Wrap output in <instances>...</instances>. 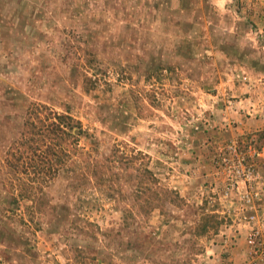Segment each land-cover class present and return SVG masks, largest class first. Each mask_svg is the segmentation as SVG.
<instances>
[{
  "label": "rangeland",
  "instance_id": "rangeland-1",
  "mask_svg": "<svg viewBox=\"0 0 264 264\" xmlns=\"http://www.w3.org/2000/svg\"><path fill=\"white\" fill-rule=\"evenodd\" d=\"M31 102L91 155L23 198ZM0 264H264V0H0Z\"/></svg>",
  "mask_w": 264,
  "mask_h": 264
},
{
  "label": "trees",
  "instance_id": "trees-1",
  "mask_svg": "<svg viewBox=\"0 0 264 264\" xmlns=\"http://www.w3.org/2000/svg\"><path fill=\"white\" fill-rule=\"evenodd\" d=\"M20 124L19 136L11 142L4 161L17 177L13 184L15 189L19 188V195L23 198H31L39 192L44 194L53 181L68 171L70 162L91 155L89 151L84 152L85 148L81 145V141L90 139L91 135L83 122L69 111L61 112L48 104L31 102ZM142 155L150 158L142 151H138L136 156ZM142 176L159 189L152 195L154 199H144L148 206L162 207V202L166 200L174 205L183 201L175 189L161 187L149 167L143 169ZM154 200L157 202L154 203ZM216 218L215 213L201 216L205 232L216 229Z\"/></svg>",
  "mask_w": 264,
  "mask_h": 264
}]
</instances>
